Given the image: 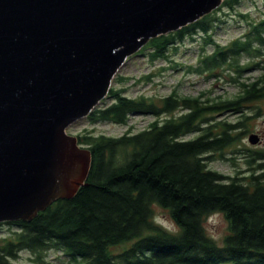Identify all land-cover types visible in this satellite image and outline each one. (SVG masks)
<instances>
[{
  "label": "trees",
  "instance_id": "16d2710c",
  "mask_svg": "<svg viewBox=\"0 0 264 264\" xmlns=\"http://www.w3.org/2000/svg\"><path fill=\"white\" fill-rule=\"evenodd\" d=\"M252 1V0H251ZM241 0H224L211 14L179 31L150 40L138 54L149 63L167 62L138 80L152 79L179 67L171 51L187 37L201 32L204 44L188 74L205 81L233 86L231 97H196L176 90L163 98L126 96V88L111 87L107 98L86 118L91 124L126 126L131 116H149L147 127L120 137L94 135L84 130L78 145L91 152L86 183L70 200H58L29 222L4 223L16 231L0 238V264H12L19 253L40 255L51 249L81 258L78 264H264V149H245L251 173L226 177L209 168L226 159L250 131L247 109L260 115L264 103V17L246 22L240 37L217 44L209 31L223 9L233 11ZM215 16V17H214ZM212 46L211 53L204 47ZM131 78L116 76L125 86ZM112 83V84H113ZM178 114V115H176ZM237 115L232 123L216 121ZM171 115L162 120V117ZM195 135L193 138H188ZM155 207L169 215L177 232L154 220ZM221 214L229 234L219 246L204 228L205 220ZM1 226V224H0ZM126 246L114 253L112 248Z\"/></svg>",
  "mask_w": 264,
  "mask_h": 264
},
{
  "label": "water",
  "instance_id": "95a60500",
  "mask_svg": "<svg viewBox=\"0 0 264 264\" xmlns=\"http://www.w3.org/2000/svg\"><path fill=\"white\" fill-rule=\"evenodd\" d=\"M223 1L0 0V224L72 199L92 158L68 127L101 105L150 40Z\"/></svg>",
  "mask_w": 264,
  "mask_h": 264
},
{
  "label": "rangeland",
  "instance_id": "374dc122",
  "mask_svg": "<svg viewBox=\"0 0 264 264\" xmlns=\"http://www.w3.org/2000/svg\"><path fill=\"white\" fill-rule=\"evenodd\" d=\"M236 13L249 14L253 19L264 17V0H241L240 4L233 10L223 9L216 15V20L212 23L209 34L213 40L220 45H226L230 41L238 38L246 28V22L238 17ZM215 17V16H214ZM203 34L199 32L193 38L187 37L182 43L178 45L177 51L170 52V58L174 60L179 67L175 69H168L163 73H158L152 79V82L137 84L135 80L157 71L159 67H168L170 64L163 61H158L154 64L149 63L147 55L137 54L126 61L121 67L117 76L124 78H131L125 85H116L113 83L112 87L126 88V96L136 98L139 96L163 98L176 90L181 96L196 97L202 92L212 91L211 98H225L231 97L236 93L233 86H229L224 82L212 84L205 81V79L198 75L188 74L186 67L194 65L197 62L198 56L203 47ZM206 53H211L212 46L204 47ZM262 110L260 115H256V110L247 109L245 114L250 116L249 121L250 131L244 136L241 143L235 147V151H227L226 159L216 160L209 164V168L213 171L226 177H233L239 172V177L247 176L251 173L250 166L246 165L245 149L262 150L264 149V103L261 105ZM178 115V114H176ZM171 115L162 117V120L169 118ZM241 117L237 115H220L216 121L227 120L229 122H236ZM153 119L149 116H131L128 119L126 126L116 125L112 123H96L91 124L86 118L72 124L67 129V134L77 136L84 130H92L94 135H105L109 137H120L128 128L132 127L133 133L139 132L147 127ZM250 135H256L259 139L256 145H252L248 141ZM191 135L188 138H193ZM263 164V161L254 162L252 167L257 164ZM154 220L164 229L170 232H177V227L171 221L167 212L159 207H155ZM204 228L207 235L212 238L219 246L223 244V239L229 234L228 224L221 214H214L209 216L204 222ZM16 229L6 224L0 226V238L9 237ZM126 246L112 248L116 254ZM32 254L28 251L19 253L18 259L12 261V264H78L82 262L81 258H72L62 250L51 249L40 255Z\"/></svg>",
  "mask_w": 264,
  "mask_h": 264
},
{
  "label": "bare ground",
  "instance_id": "6f19581e",
  "mask_svg": "<svg viewBox=\"0 0 264 264\" xmlns=\"http://www.w3.org/2000/svg\"><path fill=\"white\" fill-rule=\"evenodd\" d=\"M179 31V30H178ZM174 33V32H173ZM166 36V35H165Z\"/></svg>",
  "mask_w": 264,
  "mask_h": 264
}]
</instances>
